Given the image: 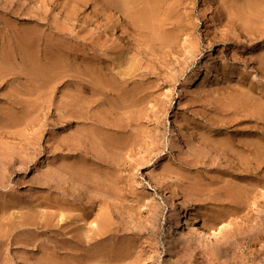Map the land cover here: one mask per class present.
<instances>
[{
    "label": "rangeland",
    "instance_id": "obj_1",
    "mask_svg": "<svg viewBox=\"0 0 264 264\" xmlns=\"http://www.w3.org/2000/svg\"><path fill=\"white\" fill-rule=\"evenodd\" d=\"M0 264H264V0H0Z\"/></svg>",
    "mask_w": 264,
    "mask_h": 264
},
{
    "label": "bare ground",
    "instance_id": "obj_2",
    "mask_svg": "<svg viewBox=\"0 0 264 264\" xmlns=\"http://www.w3.org/2000/svg\"><path fill=\"white\" fill-rule=\"evenodd\" d=\"M214 74H216V71L214 72ZM199 82V76H198V71L197 70H194L192 73H191V76L190 78L187 80V84L188 85H194V84H197ZM174 121L177 122V119L174 118ZM193 206L192 205H189L187 206L186 209H191ZM175 210H176V214H175V218L177 220V223L179 226L183 227V222H184V218H183V215H184V211H182V208L180 207H175ZM222 216V215H220ZM220 216L218 217H211L210 218V222H216L217 220H219ZM197 219V218H196ZM199 225L201 227H210L211 224H209L208 222H202V221H198ZM225 247H222L221 249L223 250Z\"/></svg>",
    "mask_w": 264,
    "mask_h": 264
}]
</instances>
